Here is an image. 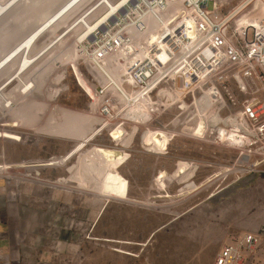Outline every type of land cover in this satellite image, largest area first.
<instances>
[{
  "label": "rangeland",
  "instance_id": "obj_1",
  "mask_svg": "<svg viewBox=\"0 0 264 264\" xmlns=\"http://www.w3.org/2000/svg\"><path fill=\"white\" fill-rule=\"evenodd\" d=\"M125 1L0 0V177L99 200L75 264H213L232 234L264 226V117L244 113L264 92L238 89L233 76L246 64L227 60L192 85L169 76L151 93L132 70L141 50L97 62L94 30L124 24L113 13L131 14ZM210 8L237 43L248 24L264 22V0ZM189 15L177 2L165 17ZM149 25L136 37L141 48L161 40L156 21ZM182 25L195 35L194 20ZM248 176L250 184L211 202Z\"/></svg>",
  "mask_w": 264,
  "mask_h": 264
},
{
  "label": "built area",
  "instance_id": "obj_2",
  "mask_svg": "<svg viewBox=\"0 0 264 264\" xmlns=\"http://www.w3.org/2000/svg\"><path fill=\"white\" fill-rule=\"evenodd\" d=\"M212 1L136 0L133 6L127 0L122 6L131 14L122 18L123 14L115 10L113 14L119 20L124 19V24L116 29L108 24L104 31L94 30L96 35L90 42V56L97 62H103L123 50L128 56H134V52L141 50V57L137 54L132 70L138 76L147 78L146 87H142L149 93L169 76L174 79L184 76L187 85H192L204 75L203 70L210 72L224 60L246 64L233 76L238 89L247 93L250 89L264 92V87L255 90L250 86V83H264V22L260 23L259 28L248 24L240 43H237L227 32L226 25L215 19V8H210ZM177 2L183 3L190 13L189 17L183 19L195 21V35L187 33L182 25L183 19L176 23L166 21L170 6ZM149 19H154L158 24L156 31L161 40L148 38L143 49L135 40L150 29ZM249 28L253 29L250 40L247 39ZM148 71L152 74L150 78L146 76ZM244 113L249 120L264 117V100L245 104ZM213 264H264V226L258 231L232 234L216 254Z\"/></svg>",
  "mask_w": 264,
  "mask_h": 264
},
{
  "label": "crops",
  "instance_id": "obj_3",
  "mask_svg": "<svg viewBox=\"0 0 264 264\" xmlns=\"http://www.w3.org/2000/svg\"><path fill=\"white\" fill-rule=\"evenodd\" d=\"M98 205L63 184L0 177V264H75Z\"/></svg>",
  "mask_w": 264,
  "mask_h": 264
},
{
  "label": "water",
  "instance_id": "obj_4",
  "mask_svg": "<svg viewBox=\"0 0 264 264\" xmlns=\"http://www.w3.org/2000/svg\"><path fill=\"white\" fill-rule=\"evenodd\" d=\"M250 177H252V176H248V177H246V178H250ZM243 180H244V178L241 179V180L239 181V183H242ZM232 186H233V185H232ZM232 186L225 187V188L219 190L217 193L213 194V195L210 197L211 202H213V203H217V202L223 200L224 198H226L227 196H229V195L232 193V191H231Z\"/></svg>",
  "mask_w": 264,
  "mask_h": 264
},
{
  "label": "flooded vegetation",
  "instance_id": "obj_5",
  "mask_svg": "<svg viewBox=\"0 0 264 264\" xmlns=\"http://www.w3.org/2000/svg\"><path fill=\"white\" fill-rule=\"evenodd\" d=\"M252 179H253V176L250 177V178H244V180L242 181V183H239V184H237V185L232 186V189H231L232 193H233L235 190L239 189V186H241V185H246V184H250V182L252 181ZM232 193H231V194H232Z\"/></svg>",
  "mask_w": 264,
  "mask_h": 264
},
{
  "label": "bare ground",
  "instance_id": "obj_6",
  "mask_svg": "<svg viewBox=\"0 0 264 264\" xmlns=\"http://www.w3.org/2000/svg\"><path fill=\"white\" fill-rule=\"evenodd\" d=\"M239 141V140H238Z\"/></svg>",
  "mask_w": 264,
  "mask_h": 264
}]
</instances>
